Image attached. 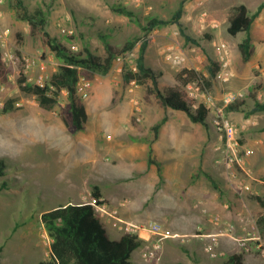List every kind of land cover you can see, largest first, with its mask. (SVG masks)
I'll use <instances>...</instances> for the list:
<instances>
[{"label":"rangeland","instance_id":"374dc122","mask_svg":"<svg viewBox=\"0 0 264 264\" xmlns=\"http://www.w3.org/2000/svg\"><path fill=\"white\" fill-rule=\"evenodd\" d=\"M182 1L22 0L29 13L35 14L39 9L43 11L48 21L46 29L71 52H82L85 47H89L100 56H106L102 35L107 36L111 43L122 46L128 39L142 37V26L152 18L171 19ZM185 1L181 22L186 31L199 40V44L187 42L176 23L158 26L149 36L146 63L164 72L161 79V86L164 88L180 84L178 75L188 67H199V72L208 78L209 58L220 62L217 45L227 42L231 49V67L235 76L228 82L216 77L208 85L205 83V87L217 100L227 90H241L244 93L239 98L243 102L241 110L231 112L229 116L239 127L243 148L252 150V154L247 157L248 167L252 172H259L256 167L261 163L262 152L259 150L257 158L260 159L256 160L253 168L249 166V159L258 154L257 147L264 141V113L248 115L247 112L254 106L256 99L264 101V9L254 21L255 55L248 62L243 60L239 50V43L245 37V32L234 36L229 33L228 26L235 6L244 3L254 13L264 0ZM17 2L18 0H6L3 23L12 29V41L18 53L37 60L31 73L37 77L41 74L52 77V73L63 61L50 49L44 35L34 36L31 33L29 22L20 17L23 7L18 6ZM113 6H125L134 15L129 17L120 14L114 11ZM203 10H208L211 19L219 26L193 29ZM62 25L74 28L75 33H63ZM140 46L141 41L133 51L119 57L107 75L100 74L89 85L82 84L80 95L86 102L89 121L86 130L79 132L72 122L67 90L61 93L60 102L55 109L45 110L33 95L21 90L18 79L26 68L25 60L22 59L17 70L8 69V82L0 83V161L5 163L6 170L5 177L0 178V184L5 179L9 183V188L0 192V247L4 248L0 254V264H38L41 260L48 259L52 238L41 220L42 213L68 200H93L92 190L95 184L90 180V168L95 152L92 140H106L111 145L108 149L104 146L102 152L99 150V157L122 162L129 146L124 141V146L119 149L114 147L116 142L113 134L116 132L129 141L131 134L126 131L127 128L151 134L150 127L164 116L171 122L184 125L181 131L183 136L175 141L174 153L183 158L187 155L201 158L209 166L208 173L222 185L224 197L215 205L217 209L211 204V213L221 216V219L216 224L209 221L210 225L208 222L204 227L190 228L188 235L166 241L159 256L154 259H144L139 248L134 251L131 264H223L235 253L243 254L245 264H264V206L258 199V196L264 199V190L262 195H258L251 188L241 193L234 189L228 180L226 165L216 162L218 158L222 160L223 153L221 149H216L220 143L216 144L218 136L213 126V129L208 130L203 127V141L198 142L196 137L187 136H195L199 132L196 127L199 125L194 124L188 115L164 106L156 97H148L143 85L137 82L130 85L124 83V69L126 66L136 68ZM172 53L182 56L183 61L175 63L170 56ZM147 98H150L149 101ZM5 107L7 111L4 110ZM171 134L172 132L169 136ZM222 143L221 140V146ZM66 146H76V149H70L75 152L71 154L72 151H66ZM165 146L160 147V156L163 154L170 157L171 147ZM137 148L141 149L140 146ZM72 158L78 161L77 169L67 171L70 166L66 161ZM154 160L158 163V159ZM212 162L216 166L220 164L217 166L219 168L214 166L212 169ZM120 170L116 169L115 173L119 175ZM200 178L206 179L205 175ZM75 180L78 182L79 194L74 193L72 181ZM123 180L133 182L134 177ZM136 181L139 184L138 179ZM259 186L264 187V183ZM102 187L106 191L116 189L123 195L131 185L119 181L115 186L102 184ZM210 189L218 192L213 184ZM105 223L110 233L119 237V233L113 232L112 226L106 221ZM209 233L218 235L212 237ZM214 238H218L216 247L221 253L219 258L212 257L205 249L215 242ZM167 246L170 250H167Z\"/></svg>","mask_w":264,"mask_h":264},{"label":"trees","instance_id":"16d2710c","mask_svg":"<svg viewBox=\"0 0 264 264\" xmlns=\"http://www.w3.org/2000/svg\"><path fill=\"white\" fill-rule=\"evenodd\" d=\"M185 0L181 2L180 7L173 14L171 19H162L154 17L150 22L142 26L144 35L128 39L122 46L111 43L107 36L102 35V40L106 50V56H100L94 53L89 47H85L82 52H71L67 46L52 37L46 29L47 17L41 9L35 14H31L24 7L22 0H18L17 5L22 6L20 17L27 20L31 27V33L34 36L44 35L46 43L55 54L62 59L59 68L52 73L50 84L40 86L35 83L26 82L24 75L20 76L18 81L21 90L28 95H33L41 108L53 110L60 102V95L64 90L68 92V99L71 104L72 122L76 131H84L89 121V112L84 98L80 95L79 84L82 79L93 81L98 75H107L111 72L115 61L134 50L135 46L141 41L139 55L136 58V68H126L123 72V80L126 85L133 82L141 84L146 89L148 97H156L157 100L167 107L182 110L186 112L189 118L196 123H202L210 127V110L205 104L199 103L194 106L195 100L192 99L185 89V85L196 80H205L207 85L211 79L217 77L221 68L218 60L209 58L208 67L209 77H205L195 68H184L178 75L180 84L164 88L161 86V79L164 75L162 70H158L146 63V53L149 46V36L158 26L169 23L179 25L180 31L187 42L199 44V40L189 34L181 22L184 12ZM114 11L132 17L134 12L125 6H113ZM264 9L262 2L254 13L250 12L249 7L242 3L235 6L229 17L228 31L236 36L240 32H245V37L239 43V50L245 62L250 61L255 55V46L253 44V26L257 16ZM9 80L8 66L1 58L0 52V83H7ZM53 85L54 87H51ZM148 101L150 98H147ZM238 99L228 106L227 111L241 110ZM7 111V108H4ZM258 112H264V101L255 100L254 106L247 112L248 115ZM167 121L163 117L157 122L153 129L157 139L161 127ZM264 130V127L262 128ZM241 143L243 144L242 140ZM153 146L150 145L149 160L153 162ZM5 163L0 161V178L5 177ZM214 188L224 197V190L220 182L212 175H207ZM5 179V178H4ZM9 188L8 180L0 184V192ZM92 196L95 199L86 202H69L60 204L50 210L42 213L41 220L45 225L50 237L52 238L49 258L41 260L38 264H131L133 253L136 249L144 245V240L139 236L130 233H124L120 238H114L108 231L103 220L101 212L96 204H103L102 189L95 185L92 190ZM234 199V198H233ZM260 203L264 206V199L258 196ZM0 247V254L3 251ZM182 264V263H175ZM223 264H245L242 253H235L228 257Z\"/></svg>","mask_w":264,"mask_h":264},{"label":"crops","instance_id":"0c3cea01","mask_svg":"<svg viewBox=\"0 0 264 264\" xmlns=\"http://www.w3.org/2000/svg\"><path fill=\"white\" fill-rule=\"evenodd\" d=\"M231 112L234 113V111ZM184 113L186 114V112ZM193 123L199 125L196 126L199 128H196L199 130V132L195 136L191 134H188L187 136L190 138L196 137L197 141L201 142L203 141L202 129L205 127L206 130H208V127L202 123ZM155 124H153L149 129V131L152 130L151 134L137 132L138 130H135L134 128H127L126 131H129V134H131L130 137L132 143L128 139H124L122 136H119L116 132L113 134L114 141L116 142L114 147H118L119 149L120 147L124 146V141L125 145L129 146L126 150V154L123 156L124 160L122 162L109 161L105 160L103 157H99V150L101 152L104 151V146H106V149H108V147L111 146L109 142L106 140V142L100 141L97 138L91 141L95 154L92 157L91 162L90 180L95 185H99L101 187L103 192L101 199L104 201V204H106L108 210L111 213L120 218L146 226H150L153 223H160L165 228L171 229L172 231L180 234L182 237L188 235L190 228L196 226L204 227L209 221L216 224V220L221 219V216L216 215L214 212V214L211 213V204L213 208H215V205L219 204V199H221V196L219 191L213 192L210 189L212 182L207 176L210 174L208 173L209 166L205 164L201 158H196L194 155H187L183 158L180 154H175L173 151V147L176 145L175 141L178 140L177 138L183 136L181 131L183 130L184 125H181L177 122H171L167 118V121L159 131L157 139H154L155 132L153 127ZM209 128H211V125ZM170 132H172V134L169 136ZM216 134L218 136V141H216V144L220 143L216 146V149H220L221 137L217 132ZM261 143L262 145L257 147L258 154H256V156L250 157L249 159V166L253 168L254 165H256V160L260 159L257 158V155H259V150L262 152V155L260 156L261 163L258 165V167H256L259 169V172H256L255 170L253 171L252 176H246L244 178L245 181L250 184L251 190L258 195H262V190H264L263 186H259L263 185L264 183V141L262 140ZM151 144L154 150L152 156L153 162H150L149 160ZM177 144L179 147V142H177ZM136 145L140 146L141 149L138 150ZM165 145H170L171 147L170 151L172 153L170 157H165L163 154L160 156L161 153L159 149L160 147H166ZM74 147L76 149V146H66L65 150L69 151ZM70 151H72L71 154L75 152V150ZM139 158L141 159L136 161ZM154 159H158V163H156ZM222 160L218 158L216 162L222 164L224 163L226 165V163ZM66 164H69L70 166L69 170L67 171H72L77 169L78 161L75 158H72L70 161H66ZM219 165L220 164H217V166ZM210 166L212 169L215 167L219 168L214 163ZM115 167L116 169H121L119 175L115 173ZM225 169L228 180H230L234 187L233 181L229 176L231 169L227 165L225 166ZM61 170L64 171L62 166ZM175 170L177 171L173 172ZM150 171H152V174H149ZM201 175H205L207 180L205 178H200ZM131 176L134 177L133 182L123 180L130 178ZM137 179L139 184L136 181ZM119 181L130 183L131 187L127 188L128 192L126 194L121 195L116 189L106 191L102 187V184L115 186V184H117ZM135 181L137 183H135ZM72 186L74 188V193H78L77 180L72 181ZM254 186H256V189ZM69 202L83 201L74 199L68 200L61 204H67ZM216 209L217 207L215 210ZM103 220L104 222L106 221L108 225L112 226V221L114 218L109 215H103ZM204 220L206 222H204ZM112 228L113 232L119 233V237H114L110 233L112 237L117 239L120 238L122 233L117 228L113 226ZM174 228L177 230H174ZM209 235L212 234L209 233ZM171 239L176 240L178 238H169L165 240V242ZM164 245L165 244H163V247ZM169 246H167V250H170ZM139 248L141 249V247Z\"/></svg>","mask_w":264,"mask_h":264},{"label":"built area","instance_id":"2783aa9c","mask_svg":"<svg viewBox=\"0 0 264 264\" xmlns=\"http://www.w3.org/2000/svg\"><path fill=\"white\" fill-rule=\"evenodd\" d=\"M6 0H0V52L1 58L8 66V69H18L22 59L25 60L26 68L23 70L24 76H26V82L35 83L40 86H46L50 84L51 76L49 74H41L35 76L31 73L32 68L36 65L37 60L21 56L16 50V45L12 41V29L3 23L4 20V4ZM217 27L219 24L211 19L210 12L203 10L197 17L193 26L195 30L206 29L207 27ZM61 31L63 33L73 34L75 29L62 25ZM217 53L221 62V68L217 74V78L222 81H230L235 72L231 67V49L227 42H221L217 45ZM174 62L179 64L183 61V57L179 54L172 53L170 55ZM198 72L199 67L195 68ZM91 81L85 80L79 84V92L83 89L84 85H89ZM205 80H196L186 84L184 87L189 96L195 100L194 106H198L199 103H203L210 110L209 122L214 127L216 132L220 135L222 140L221 150L223 153V161L231 169L230 179L233 181L234 187L238 192H244L251 188L250 184L245 181L246 176H252L253 172L248 167L247 157L252 154L251 149H244L241 143L240 130L237 124L230 118L227 111L228 106L236 102L239 98L244 96L241 90H227L223 93L219 100H217L211 92L205 87ZM51 87H54L51 85ZM93 198L92 202L94 203ZM97 209L101 212L102 216L109 215L114 220L112 226L117 228L121 233H130L139 236L143 239L144 245L141 246V256L144 259H154L159 256L165 240L169 238L182 237L180 234L172 231L169 228H165L160 223H153L150 226L141 225L130 220L120 218L111 213L106 204H96ZM219 223V220H217ZM218 234H213L212 237H216ZM222 235V233H219ZM214 243L206 246V251L214 258L221 256L220 251L217 249L218 238Z\"/></svg>","mask_w":264,"mask_h":264}]
</instances>
